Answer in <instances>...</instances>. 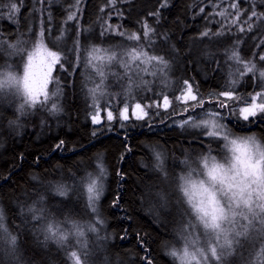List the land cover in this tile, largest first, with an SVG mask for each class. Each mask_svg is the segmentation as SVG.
<instances>
[{
	"label": "trees",
	"instance_id": "16d2710c",
	"mask_svg": "<svg viewBox=\"0 0 264 264\" xmlns=\"http://www.w3.org/2000/svg\"><path fill=\"white\" fill-rule=\"evenodd\" d=\"M161 2L115 0L113 6L110 0H81L76 11V0H45L43 4L38 0H0V42H3L0 44V71L18 72L26 55L17 53L9 45L25 44L27 51L37 39L41 26L45 29L48 48L61 51L63 63V68L60 64L55 66L53 82L48 88V104L55 102L62 109L57 114L52 115L37 104L33 109L26 106L27 114L20 115L18 109L23 97L11 94L0 97V206L4 209L7 228L19 242L16 258L0 251V264H16L17 259L19 264H69L65 249L52 242L44 246L43 236L34 232L37 222H22L26 217L20 214L21 206L26 208L41 195L45 198L46 214L50 213L51 217L59 221L69 217L83 224H95L96 233L85 229L86 264H147L145 257L152 264H180L168 254L172 248H181V229L188 220L187 206L179 202L175 183L179 175L197 168L198 159L207 153L208 146L213 149L211 154L220 159L222 152H226L223 141L213 142L201 135V129L189 131L174 125L178 119L202 113L200 107L193 111L192 105L185 111V108L177 110L174 104L158 116L123 122V127L117 119L111 125L107 122L93 124L90 119L93 101L88 89L99 83V78L84 66V49L90 45L118 46L115 50L119 54L123 48L140 44L150 56L167 61L168 67L163 71L155 61L148 64L147 71L133 67L132 79H143L148 84L134 89L131 95H124L120 87L125 80L108 74L123 77L124 69L117 63L112 68L104 67L106 92L119 102L160 101L163 95L173 100L185 87L183 81H188L201 98L228 90L230 80L239 81L236 94L255 93L261 90L258 85L264 83L259 72L240 78L238 71L246 70L227 60L225 49L242 41L241 57L252 60L258 70H264V61L253 57V53L258 56L264 52V43H261L264 20L248 19L253 5L258 13L264 12V0H167V6L160 7ZM9 3H15L20 11L11 13ZM233 3H238V9L231 7ZM72 11H76L78 18L67 21ZM157 11L159 15H149ZM238 11L239 19L234 23ZM143 21L155 30L150 39L142 36L141 41L132 42L115 33L100 35L108 24L119 25L120 31L142 33ZM249 23L253 25L251 31L247 30ZM240 27L245 31L241 32ZM61 32L63 39L58 47H53L52 38ZM204 32L209 35H202ZM220 32L223 35H213ZM77 35L81 60L79 66H74L77 62L69 50ZM153 72L156 75H152ZM57 88L60 95L54 99L52 93ZM119 102L117 105L121 104ZM209 107L206 104L202 109ZM10 121L16 123L10 124ZM223 123L235 134L232 137L254 135L264 146V118L260 115L255 122L250 118V122L245 123L233 114ZM61 140L64 141L62 148H55ZM154 151L162 154L171 178L168 184L161 182ZM98 156L102 159L98 160ZM185 159L189 162L187 165L182 163ZM99 163L107 173L100 181L103 193L98 202L103 224L87 206L88 194L83 182L87 173L98 175ZM57 184L71 186L69 196L57 195L54 190ZM158 192H163L166 199L161 200L156 195ZM68 244L72 250L79 251L71 238ZM243 254L246 260L247 247ZM231 264H244V261L234 257Z\"/></svg>",
	"mask_w": 264,
	"mask_h": 264
},
{
	"label": "snow or ice",
	"instance_id": "6c2138e0",
	"mask_svg": "<svg viewBox=\"0 0 264 264\" xmlns=\"http://www.w3.org/2000/svg\"><path fill=\"white\" fill-rule=\"evenodd\" d=\"M38 2L43 4L45 0H38ZM80 2L81 0H76V11L79 10ZM110 3L114 6L115 0H110ZM166 6L167 0H162L160 7ZM231 7L238 9V3L231 4ZM8 9L11 13L20 11L15 3H9ZM76 11H72L67 16V21L78 18ZM200 11L203 12L204 9L201 8ZM219 14L225 15L224 12ZM149 15L156 16L159 13L157 11ZM253 17L264 20V12L258 13L254 10L253 5V10L248 19L251 20ZM48 19H51L50 15ZM238 19L239 11L233 22L235 23ZM141 24L142 33L120 31L119 25L108 24L100 35L115 33L132 42L141 41L142 36L145 39H150V35L154 34L155 30L146 21L141 22ZM252 28L253 25L249 23L247 30L251 31ZM240 31L244 32V27H240ZM202 35L207 36L209 32H204ZM213 35L219 36L223 33H214ZM63 37V32L53 37L51 40L53 47H58ZM45 40V29L41 26L32 50H20L24 52L27 58L23 65L22 77L17 78L10 71H0V97L7 94L23 97V103L19 105L18 109L20 115L27 114L26 106L28 109H33L37 104L52 115L62 111L57 103L48 104L50 99L48 86L53 82V69L57 64L63 68V63H61L62 52L48 48ZM2 43L0 42V44ZM241 43L242 41L238 40L230 49H225L227 60L242 65L246 70L238 71L240 78H243L247 73L255 74L258 71L260 80L264 81V70H258L252 60L246 61L241 57L239 51ZM79 45L80 40L77 35L73 41V48L69 50L77 62L74 66H79L81 60ZM9 47L16 49L17 45L11 44ZM116 47L118 46L103 48L99 45H90L84 49L86 54L84 66L91 69L94 76L99 78V83H95L94 87L88 89V94L93 101L94 114L90 116L93 124L100 125L104 119L108 122L116 119L121 121L130 119L127 103L122 108L117 109L116 115L110 110L111 105H107L104 109L105 116L104 118L101 117L97 94L104 95L108 87L105 83L107 75L103 71L104 67L110 66L115 61L124 69L123 77L115 73H108L116 77L117 80L126 81V84L120 85L124 95H131L134 86L140 88L148 84V81L143 79L139 83L132 79L133 67L147 71L146 68H141V65L150 64L153 61L158 62L161 71L168 67V63L163 57L150 56L140 44L131 48H123L119 54L115 50ZM253 57L264 61V52L258 56L253 53ZM64 61L67 62L66 57ZM152 75H156V73L153 72ZM238 82V80H230L228 90L216 94L217 110L212 112L205 110L204 116L199 119L189 116L180 124L181 127L188 126L201 129V135L211 138L213 142L222 140L223 148L226 149V152H222L221 158L217 159L211 154L213 149L208 146L207 153L199 157L197 168L190 169L177 178L178 182L175 183L174 190L179 194V202L187 206L185 214L188 216V220L181 229V248H172L168 254L176 258L180 264H231L233 256H238L244 261V264H264V259H260L261 256H264V146L257 141L254 135L231 138L235 134L232 133L226 123H223L233 114H237L238 119L245 123L250 122V118L251 122H255L258 115L264 118V83L258 85L260 91H256L254 94L248 93L242 98L236 95ZM56 83H59L58 80ZM182 83L185 87L176 99L185 103L195 101L196 103L192 105L193 111L197 107L203 108L205 101L197 99L192 85L188 81ZM13 85L14 88H12ZM59 95L57 88L53 91L52 98H58ZM162 101V104L154 102L151 105L134 103L131 115L135 119H143L148 116L145 108H167L171 103L167 95L162 96ZM229 101L239 102L245 106H234L229 110ZM185 111H188L187 107ZM15 123L16 121H10V124ZM121 127H123V123H121ZM92 135L95 136L96 133L93 132ZM63 144L64 141L61 140L55 145V148L60 149ZM154 156L157 161L155 167L160 172L161 182L168 184L171 178L164 167L161 159L162 154L154 151ZM97 159L100 160L102 157L98 156ZM182 163L187 165L189 162L185 159ZM97 168L98 175L87 173L83 182L86 184L88 194L87 206L91 213L95 214L96 220L103 224L104 221L99 217L98 202L103 193V184L100 181L107 173L102 163H99ZM33 179H37V177L33 176ZM54 190L57 195L67 197L70 194L71 186L57 184ZM156 195L161 200L166 199L163 192H158ZM44 199V196L41 195L37 201L26 208L21 206L20 214L22 217H26L22 222L25 224L29 220L37 222L38 226L34 228V232L43 236L44 246L46 247L48 242H52L59 248L65 249V256L69 264H86L88 259L86 230L96 233L98 229L95 224H83L69 217H65L64 221H59L51 217L50 213L46 214L47 210L43 206ZM5 220L4 209L0 206V251L16 258L19 247L18 238L9 231ZM70 238L75 242V247L79 251L72 250L69 246ZM246 246L248 257L245 260L243 252ZM81 255L84 257L83 260ZM144 259L147 264H152L147 257ZM16 264H19L18 259Z\"/></svg>",
	"mask_w": 264,
	"mask_h": 264
},
{
	"label": "rangeland",
	"instance_id": "374dc122",
	"mask_svg": "<svg viewBox=\"0 0 264 264\" xmlns=\"http://www.w3.org/2000/svg\"><path fill=\"white\" fill-rule=\"evenodd\" d=\"M34 44V43H33ZM17 45V47H16V49H15V51L17 52V53H22L20 50L21 49H23V50H25L26 51V45L25 44H21V45H18V44H16ZM32 47H33V45H31V47H29L28 48V50L27 51H31L32 50ZM26 56H25V58H24V62H23V65H24V63H26ZM23 65L19 68V70H18V72H16V73H13V75H15L17 78H20V77H22L23 76ZM116 65V62L115 61H113L112 62V64L110 65V66H106V67H108V68H112V67H114ZM148 67V64H143V65H141V68H147ZM55 69V68H54ZM54 69H53V71H54ZM134 69H138V68H135L134 67ZM136 72V71H135ZM52 74H53V72H52ZM157 78H159V72L157 73ZM134 81H136L137 83H139V80L138 79H135L134 78ZM106 83V82H105ZM123 84H126V82L125 83H123ZM50 85V84H49ZM15 86L13 85L12 86V88H14ZM193 87V86H192ZM48 88H49V86H48ZM134 89H136V87L134 86L133 87V90ZM138 89V88H137ZM107 91V90H106ZM193 91H194V93L197 95V99L198 100H204L205 101V103H204V105H209V106H211V107H209V109H207V111H209V112H212V111H214L213 109L215 108V107H217V103H216V100H214L213 101V97H216V95L215 94H212V93H210L209 95H208V97L207 98H201L200 97V95L198 94V92H196L195 90H194V88H193ZM181 94V92H179L178 93V95H177V97L179 96ZM254 94V93H253ZM236 95H238V96H241L242 98L243 97H245L247 94H244V95H241V94H236ZM169 98V97H168ZM98 100H99V106H100V108H101V117L102 118H104V116H105V112H104V109H105V107L107 106V105H111V111H113V113H114V115H116V113H117V109L118 108H122L123 107V105L125 104V103H127L128 105H129V116H130V119H132V118H134V117H132V109H133V106H134V103H140V104H142V105H151V104H153L154 102H160L161 104H162V99L160 100V101H157V99H154L153 101H147L146 103H142V101H134V102H128V101H126V102H124V101H122V102H119V100L118 99H116V98H113V97H111V96H109L108 94H107V92L104 94V95H101L99 98H98ZM114 100H117L119 103H121V104H119V105H117V101H114ZM169 100L171 101V103H170V105L167 107V108H164V107H159V108H157V107H151V108H145V111H147L148 112V116H151V115H156V116H158L161 112H165L166 110H168V109H170L174 104L176 105V109L177 110H183L184 108H186V107H188V106H190V105H193V104H195L196 102L195 101H188L187 103H185L184 101H180V100H177L176 98H174L173 100L172 99H170L169 98ZM229 103V109H231L232 107H234V106H239V107H243V106H245L244 104H242V103H239V102H233V101H229L228 102ZM203 105V106H204ZM201 110H202V113H198V114H196L197 115V117H193L194 119H199V118H201V117H203L204 116V109H202L201 108ZM93 112V111H92ZM168 112V111H167ZM93 114H94V112H93ZM235 115H237V114H235ZM148 116H146V117H148ZM146 117H144V118H146ZM237 117H238V115H237ZM129 119V120H130ZM187 119V118H186ZM129 120H127V121H129ZM183 120H185V119H183ZM183 120H176L175 121V123H174V125H178V126H180V124H181V122L183 121ZM116 120H113V121H111V122H108L106 119H104L103 120V123L104 122H107L108 123V125H111V124H113V122H115ZM117 121H119V125L121 126V123H123V122H127V121H121V120H119V119H117ZM181 127V126H180ZM184 128L186 129V130H189V131H194L195 129H198V128H192V127H188V126H184ZM232 138H240V137H232ZM194 178H196L195 176H194ZM247 247V246H246ZM234 257H238V256H233L232 258H234ZM231 258V259H232Z\"/></svg>",
	"mask_w": 264,
	"mask_h": 264
}]
</instances>
